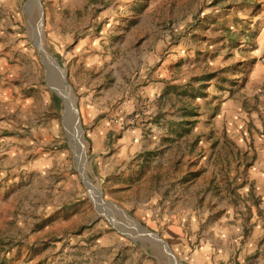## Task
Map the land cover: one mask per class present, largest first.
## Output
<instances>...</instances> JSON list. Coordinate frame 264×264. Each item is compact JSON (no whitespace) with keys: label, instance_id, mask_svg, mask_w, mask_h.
I'll use <instances>...</instances> for the list:
<instances>
[{"label":"rangeland","instance_id":"obj_1","mask_svg":"<svg viewBox=\"0 0 264 264\" xmlns=\"http://www.w3.org/2000/svg\"><path fill=\"white\" fill-rule=\"evenodd\" d=\"M263 57L264 0H0V264L264 259L244 190L264 133L234 95ZM164 65L181 92L140 95ZM232 211L245 224L223 241Z\"/></svg>","mask_w":264,"mask_h":264},{"label":"crops","instance_id":"obj_2","mask_svg":"<svg viewBox=\"0 0 264 264\" xmlns=\"http://www.w3.org/2000/svg\"><path fill=\"white\" fill-rule=\"evenodd\" d=\"M5 1L12 3L13 1L15 2L16 0H5ZM163 69H165V65L162 67V72H160V74L158 75L161 81L158 82V84L152 83L146 86V88L142 90L140 95H145V97L155 96V95L160 96L166 94V92L164 91L166 90V88L167 90L170 89L169 95H178L181 92L182 89L180 88L178 89L179 85L177 80H173L167 84L164 83L165 81L164 79L171 80L172 78L170 77V75L169 77H167L166 75L169 73L170 70L168 69L163 70ZM248 70L250 71L254 70V75L252 78L255 79L256 81L249 83L248 86L249 89L247 90H236L234 95H237V97H239V95H241V92H243L244 95H246L247 97L246 99L248 100L250 105H254V102H257V104L255 103L256 107L252 111L253 114H251L253 117L252 121L253 124L256 125L257 129L260 132L264 133V111H263L264 101H262L260 97V93H261L260 87H264V65H258V66L249 65ZM212 94H214L213 91ZM221 104L223 106L222 118L223 119L226 118L230 123H233L232 125L236 124V121L238 120L236 118V115L240 112L241 113L245 112V110H243V102H236L234 100L231 101L228 99V100H223ZM247 109L252 110L251 108H247ZM236 125L238 126V124ZM242 125L244 126V124ZM252 137H253L254 148L257 152V158L252 163V166L248 171L247 178L245 179L247 186L244 190L246 192V195L250 192L252 197V202L254 203V205L255 204L259 205L258 211H262L264 210V136H262L263 140L258 139L259 138L258 136H257L258 138L254 136ZM248 205H250V203H248ZM252 209H254V212H256L257 210L256 207ZM227 220L231 221L228 222L230 224H225V223L221 224L222 226L220 230H223L224 228V232L223 233H221V231L219 232V236L223 241L227 240L229 236L232 235L233 232H236V230L238 231L239 228L244 227L243 225L245 224L242 219L236 221L234 220L233 211L231 215H229V219ZM253 221L257 222L259 227L261 226L262 219L257 214H255ZM211 250H212V244L211 246L203 248L202 251L196 254L195 261L198 264H229L230 261L231 264H244L245 260L248 258L247 253H242L240 255H237V253L233 254L231 252L227 254L222 253L221 255H219L216 251L212 252ZM258 260H259L258 263L255 264L264 263L263 258H260Z\"/></svg>","mask_w":264,"mask_h":264},{"label":"water","instance_id":"obj_3","mask_svg":"<svg viewBox=\"0 0 264 264\" xmlns=\"http://www.w3.org/2000/svg\"><path fill=\"white\" fill-rule=\"evenodd\" d=\"M34 1V0H33ZM39 2H40V0H38ZM43 14V13H42ZM37 47V49L39 50V52H40V48L38 47V46H36ZM42 47V46H41ZM41 53V52H40ZM41 55H42V53H41ZM43 57V56H42ZM50 57V56H49ZM50 59L54 62V64H55V66L53 67V65L51 66L52 68H53V70L58 74V76H59V78H60V81H61V85L62 86H64V89H66L64 92L65 93H68V95H71L72 94V89H71V87L68 85V82H67V79H66V74L64 73V70L62 69V67L60 66V64L57 62V61H55L52 57H50ZM49 65V64H48ZM72 108H73V106H71ZM74 107H75V105H74ZM76 112H77V115H78V111L76 110ZM78 125H79V123H78ZM104 203V205H106L107 203L106 202H103ZM151 239L153 240V241H157V242H161V243H163V245H164V250H165V252L167 253V256H168V258L170 259V261H171V263H172V258H174L175 259V256L173 255V253L171 252V250H170V248H169V246H168V244L167 243H165L164 241H162V239H160L159 238V236L158 235H152L151 236Z\"/></svg>","mask_w":264,"mask_h":264},{"label":"bare ground","instance_id":"obj_4","mask_svg":"<svg viewBox=\"0 0 264 264\" xmlns=\"http://www.w3.org/2000/svg\"><path fill=\"white\" fill-rule=\"evenodd\" d=\"M36 34H37L38 37L42 36V28H41V25L38 26L37 33ZM44 57H45L46 60H47V58L49 59V57L45 53H44ZM73 111H74L73 114L77 118L78 115H77L76 110H73ZM75 133H76L77 140H80V136L82 135V131H81L80 125H78V123H76ZM78 142H79V144H78L79 147L78 148L81 151V155H83L84 154L83 146L80 144V141H78ZM155 243L162 244L161 242H157V241Z\"/></svg>","mask_w":264,"mask_h":264},{"label":"trees","instance_id":"obj_5","mask_svg":"<svg viewBox=\"0 0 264 264\" xmlns=\"http://www.w3.org/2000/svg\"><path fill=\"white\" fill-rule=\"evenodd\" d=\"M136 10H140V9H136ZM190 116H197V115H195V114H191Z\"/></svg>","mask_w":264,"mask_h":264},{"label":"built area","instance_id":"obj_6","mask_svg":"<svg viewBox=\"0 0 264 264\" xmlns=\"http://www.w3.org/2000/svg\"><path fill=\"white\" fill-rule=\"evenodd\" d=\"M263 62H264V57H263ZM263 111H264V108H263Z\"/></svg>","mask_w":264,"mask_h":264}]
</instances>
